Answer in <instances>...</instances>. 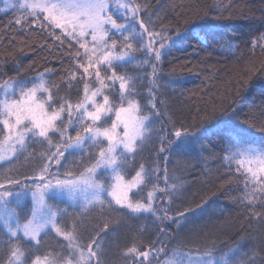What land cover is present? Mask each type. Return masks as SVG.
I'll list each match as a JSON object with an SVG mask.
<instances>
[{
	"label": "snow or ice",
	"instance_id": "snow-or-ice-1",
	"mask_svg": "<svg viewBox=\"0 0 264 264\" xmlns=\"http://www.w3.org/2000/svg\"><path fill=\"white\" fill-rule=\"evenodd\" d=\"M9 8L21 13L14 20L21 29L35 25L54 44L63 46L67 41L71 67L60 84L46 80L44 73L29 80L21 77L19 69L15 76L0 71V161L14 163L25 157L31 167L30 175L0 176V264H109L105 259L108 223L89 230L86 219L97 210L101 216L121 212L124 217L139 218L149 214L154 223L159 222V235L147 250L134 241L130 247L125 245L123 258L131 264H152L162 255L168 257L162 264H254L235 258L239 246L217 247L203 233L182 239L177 232L176 249H168L164 239H172L166 229L180 223L169 212L174 194L183 185L161 161L169 156H199L206 151L202 135L211 132L221 151L227 153L222 159L229 171L235 161V171L243 179L236 202L264 221V144L253 146L247 140L245 130L235 122L239 118L235 109L213 108L198 113L197 124L179 122L177 128V122L171 121L174 131L160 140L156 157L137 161L152 139L155 121L164 114L158 107L164 101L156 97L161 78L157 68L172 39L170 25L151 11L152 5L146 0H4L0 11ZM186 32L177 29L175 39H188ZM192 38L203 43L200 36ZM235 39L238 37L229 38L228 47ZM73 41L79 46L75 51ZM134 43L140 48H134ZM257 47L264 51V33L251 42L253 51ZM141 49L148 57L142 63L150 64L153 77L148 82L147 105L137 99L139 78L119 73ZM13 62L17 63L14 58ZM256 72L264 77V62L257 68L250 61L237 85L249 88ZM193 129H199V134ZM260 129L264 131V123ZM245 161L258 166L244 168ZM149 186L146 202H142V193ZM65 194L74 202L77 194L82 196L78 208L70 212L49 202ZM29 197L30 206L21 208ZM165 197L166 204L154 206V201ZM257 206L262 211H255ZM196 209L204 211L202 204ZM196 209L187 208L177 215L187 220L186 213L195 214ZM49 237L56 239V245L47 242ZM188 244L193 247L180 250Z\"/></svg>",
	"mask_w": 264,
	"mask_h": 264
},
{
	"label": "trees",
	"instance_id": "trees-1",
	"mask_svg": "<svg viewBox=\"0 0 264 264\" xmlns=\"http://www.w3.org/2000/svg\"><path fill=\"white\" fill-rule=\"evenodd\" d=\"M146 2L152 5L151 11L158 12L165 24L170 25L168 35L172 39L166 45L165 56L158 71L161 78L156 97L157 100L164 101V104L158 105L164 114L155 121L152 139L146 142L143 151L136 157L137 161L147 162L156 157L161 146L160 140L164 138V129H173L171 121L177 122V128L179 122L185 125L197 124L198 113L203 115L211 112L213 108L218 111L225 108L230 111L235 109L239 112V118L235 122L245 130L247 140L253 142V146L264 144V131L260 129V125L264 123V116L261 115L264 112V77L256 72L249 88L244 89L237 85L238 78L244 76L250 61L257 68L264 62V51L260 47L254 51L251 49V42L264 33V0ZM20 15L19 11L13 9L0 11V71L7 76H15V70L19 69L21 77L29 80L44 73L46 80L60 84L71 67L66 55L68 42L65 41L63 46L59 42L54 44L48 34L35 25L21 29L14 23ZM153 19L156 20V17L153 16ZM177 29L182 32L187 29L185 34L188 39H175ZM193 36H200L203 43L193 39ZM230 37H238L232 41V47H228ZM73 44L75 45L74 41ZM133 46L140 48L135 43ZM78 47L75 45L72 50L75 51ZM80 51L83 52V49ZM134 57L119 69V73L130 78H139L137 90L140 96L137 99L147 105L145 97L150 86L148 82L153 79L150 75L151 66L142 63L148 59L142 49L136 51ZM13 58L17 63L13 62ZM45 69L49 71L45 73ZM246 120L248 123H245ZM193 130L199 134V129ZM202 140L206 151L199 156H170L166 163L169 174L183 188L174 194L170 204L172 211L169 212L180 223L171 224V229L166 231H169L172 239H164L173 242L171 246L177 248V243L174 242L177 232H180L182 239H190L203 233L217 247L239 246L241 251L235 253L236 259L243 258L253 260L254 264H264V221L252 217L250 209L236 202L243 189V179L235 171V161L229 171L222 159L227 153L221 151L217 138L211 132H205ZM249 166L256 168L258 165H249L245 161L243 167ZM17 172L31 174L29 161L25 157H20L14 163L0 165V176ZM150 190L151 186L143 191L145 200L142 202H146L147 192ZM50 203L58 204L61 209L68 208L70 212L79 205L64 198ZM30 204L27 201L21 208ZM197 204L203 205V212L196 209ZM187 208L196 209L195 214L186 213L188 219H180L178 212ZM255 211L262 209L257 206ZM86 219L89 230L97 226L102 228L103 223H108L105 259L109 264H129L123 258L125 245L130 247L134 241L137 245H143L142 250H147L149 242L155 241L159 235V222L154 223L155 218L149 214L139 218H127L121 212L101 216L97 210ZM54 235L53 233L52 236ZM47 242L56 245V239L52 237ZM189 247L193 246L188 244L180 249L187 250Z\"/></svg>",
	"mask_w": 264,
	"mask_h": 264
},
{
	"label": "rangeland",
	"instance_id": "rangeland-1",
	"mask_svg": "<svg viewBox=\"0 0 264 264\" xmlns=\"http://www.w3.org/2000/svg\"><path fill=\"white\" fill-rule=\"evenodd\" d=\"M0 8H4V0H0ZM9 9H11V8H9ZM8 10V9H7ZM86 40L87 41H90L91 40V37L89 36V37H86ZM147 42V41H146ZM170 42V41H169ZM168 42V43H169ZM89 46H90V44H89ZM156 47H159V42L157 41V43H156ZM159 65H160V62H159V64H158V68H157V72L159 71ZM173 129H170L169 127H166L165 129H164V132H165V134H164V137H166V136H170L172 133H173ZM170 157V156H169ZM169 160V159H168ZM168 160L165 162V161H161L160 163H161V165H163V164H165V163H167L168 162ZM4 163H6V162H4V161H0V165H2V164H4ZM161 187H163V184L161 183V185H160ZM155 195L156 196H161V193H159V192H157V193H155ZM61 198H64V199H67V200H69L70 202H72V203H80L81 201H82V196L80 195V194H77L76 195V197H75V202H74V200H73V198L72 197H69L67 194H65V195H63ZM27 201H30L31 202V200H30V197L29 198H25L24 199V201L22 202V204L20 205V207H22V206H24L25 205V203H27ZM50 202V201H49ZM167 203V198L165 197V198H163V199H160V200H157V201H154V206H156L157 204H160V205H164V204H166ZM169 216H171V215H169ZM166 223H171V221L170 220H166L165 221ZM168 243V249H176V248H173L172 246H171V243L173 244V242H167ZM180 250H182V251H186V250H184V249H180ZM193 254H196L195 252H193ZM165 259H168V257H166V256H160V257H158L157 259H155V260H153L152 261V264H158V261H160L161 262V264H162V261L163 260H165ZM129 264H131V261L130 260H128L127 261Z\"/></svg>",
	"mask_w": 264,
	"mask_h": 264
}]
</instances>
